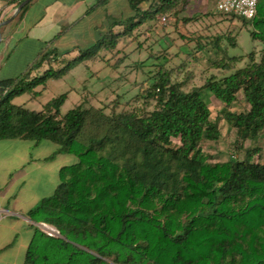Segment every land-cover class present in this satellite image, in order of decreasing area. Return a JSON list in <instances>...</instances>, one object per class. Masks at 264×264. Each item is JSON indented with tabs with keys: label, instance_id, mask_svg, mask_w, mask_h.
<instances>
[{
	"label": "trees",
	"instance_id": "16d2710c",
	"mask_svg": "<svg viewBox=\"0 0 264 264\" xmlns=\"http://www.w3.org/2000/svg\"><path fill=\"white\" fill-rule=\"evenodd\" d=\"M176 1L128 0L131 16L113 21L94 43L59 51L52 47L56 35L26 72L0 80V140H46L77 158L60 169L55 193L28 212L60 236L35 227L23 264H264V164L250 161L249 150L242 160L211 162L201 148L220 135L203 90L222 104V118L238 140L264 134V0L251 19L221 14L250 25L251 40L260 45L244 56L224 52L214 64L218 71L248 61L228 76H211L185 91V82H174L170 70L157 66L133 84L139 92L130 101L117 97L97 109L76 104L64 114L67 93L38 111L13 103L23 94L33 101L49 80L101 59L100 53H111L117 67L124 57L116 46L144 34L136 31L146 20L147 30L162 17L168 24ZM105 2L96 0L89 11ZM228 41L236 46L235 36ZM238 93L247 109L231 112Z\"/></svg>",
	"mask_w": 264,
	"mask_h": 264
},
{
	"label": "crops",
	"instance_id": "0c3cea01",
	"mask_svg": "<svg viewBox=\"0 0 264 264\" xmlns=\"http://www.w3.org/2000/svg\"><path fill=\"white\" fill-rule=\"evenodd\" d=\"M87 1L31 0L28 12L19 15V11L12 20L1 26L0 80L16 78L26 72L39 54L47 49L46 43L56 35L58 37L52 47L57 50L83 49L106 32L113 21L123 20L132 14L128 0H106L91 11L89 9L96 1ZM20 2L21 0L7 1L0 7V25L11 18ZM206 3V0H177L174 13L167 16L168 22L171 18L177 32L188 39V42L194 38H206L195 36L201 29L196 26L198 20L210 18L211 13L205 9ZM189 24L195 27L186 29ZM220 25L222 24L215 21L206 26L207 31L210 28L213 32L209 36V42L217 47L216 51L212 48L217 54L225 52L220 44L226 36ZM114 30L117 32L119 28L115 27ZM22 37L39 45V50L15 73L9 70L1 73L2 66L13 53V45ZM200 42L197 45L199 49L202 48L199 46ZM210 54L211 51L206 56L199 54L196 57L208 60L207 56ZM66 155L70 154H62L57 145L46 140H0V264H23L35 227L45 224L33 222L28 217V212L55 193L60 183V169L70 166L63 163Z\"/></svg>",
	"mask_w": 264,
	"mask_h": 264
},
{
	"label": "rangeland",
	"instance_id": "374dc122",
	"mask_svg": "<svg viewBox=\"0 0 264 264\" xmlns=\"http://www.w3.org/2000/svg\"><path fill=\"white\" fill-rule=\"evenodd\" d=\"M7 1L12 0H0V7L7 3ZM95 1L88 0L87 3ZM206 1L205 9L211 15L210 18L204 17L198 20L196 26L201 27V29L199 28L200 30L195 34L196 37L201 35L206 38H194L188 42V39L182 37L177 32L171 18L168 24L159 20L150 30H147L151 22L146 20L142 22L136 31L144 34H141L125 48L121 45L116 46L120 50L119 57H124L121 64L117 67L113 66L116 59L112 58L111 53H100L103 56L101 59L82 62L61 79L49 80L45 89L33 101H27L30 96L23 94L14 98L13 103L17 105L25 103V108L38 111L43 104L53 97L67 93V98L60 107V113L64 114L76 104H81L85 108L92 107L97 109L117 97L122 102L130 101L139 92L137 88L133 87V84L136 81L145 79L150 71L157 69V66H163V69L170 70L171 79L174 82H185L183 87L185 91L190 90L194 86H202L205 80L211 76L219 79L230 75L235 69L244 67L248 61L244 58L232 64L229 62L233 67L232 70L218 71L214 64L219 62L218 60L224 57L225 54L219 52L217 54L213 51V49L215 51L217 49V47L209 42V36L213 32L210 31V28L207 31L206 26L210 22L215 21L222 24L219 27L225 32L226 37L222 40L220 46L228 56H244L254 48L260 51V45L251 40L249 35V31L251 30L250 25L243 27L240 21H234L231 24L227 19H223L224 16L217 11L216 3L218 0ZM29 8L30 6L28 5L19 15L23 12H28ZM13 26L11 25V27ZM190 27L194 28L195 26L189 24V26H186V29L190 30ZM164 31L168 32V34H165ZM229 35L236 36L237 46L229 44ZM199 41L203 44H208L199 49L197 47ZM13 48V53L10 55L8 61L4 63L5 65L2 66L1 73L8 70L15 73V71L21 69L26 62L32 59L40 46L22 37L15 46L13 45ZM161 50H167L170 54H174V57L168 59L166 56L159 55L157 52ZM209 50L212 54L207 56L208 60H205L204 57L200 59L196 57L199 54L206 56L210 52ZM137 62H144L143 67L136 69L135 64ZM60 66L61 64L57 65V67ZM41 87H38L36 90H41ZM202 97L210 110V119L217 123L220 134L216 141L201 142L202 150L211 156L210 161L226 162L230 158L242 160L245 158L246 151L249 150L250 161L264 164V134L254 139L238 140L235 129L222 118V111L224 109L222 104L206 90H203ZM246 109L247 105L243 100V95L242 93H238L236 102L230 106L229 110L239 113ZM75 162H77V158L74 155H66L63 163L71 165Z\"/></svg>",
	"mask_w": 264,
	"mask_h": 264
},
{
	"label": "built area",
	"instance_id": "2783aa9c",
	"mask_svg": "<svg viewBox=\"0 0 264 264\" xmlns=\"http://www.w3.org/2000/svg\"><path fill=\"white\" fill-rule=\"evenodd\" d=\"M258 0H218L216 3L217 11L222 15H234L239 18L251 19L257 11ZM165 22V17L160 19ZM39 229L50 237H59V232L52 226L40 224Z\"/></svg>",
	"mask_w": 264,
	"mask_h": 264
},
{
	"label": "water",
	"instance_id": "95a60500",
	"mask_svg": "<svg viewBox=\"0 0 264 264\" xmlns=\"http://www.w3.org/2000/svg\"><path fill=\"white\" fill-rule=\"evenodd\" d=\"M31 0H24L23 2H21L20 4H19V6L17 7V9L15 10V12H14V14L11 16V18H9V20H7V21H5V22H3L1 25H0V27L1 26H3L4 24H6L8 21H10V20H12L15 16H16V14L26 5V4H28L29 2H30Z\"/></svg>",
	"mask_w": 264,
	"mask_h": 264
}]
</instances>
